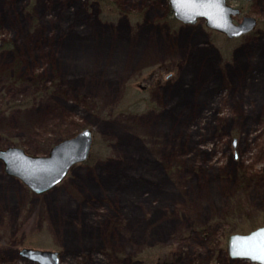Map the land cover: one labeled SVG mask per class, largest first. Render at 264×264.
Returning <instances> with one entry per match:
<instances>
[{
  "label": "rangeland",
  "instance_id": "374dc122",
  "mask_svg": "<svg viewBox=\"0 0 264 264\" xmlns=\"http://www.w3.org/2000/svg\"><path fill=\"white\" fill-rule=\"evenodd\" d=\"M243 1L258 25L230 39L169 0H0V149L94 136L42 194L0 159V264H259L228 251L264 225V0Z\"/></svg>",
  "mask_w": 264,
  "mask_h": 264
},
{
  "label": "water",
  "instance_id": "95a60500",
  "mask_svg": "<svg viewBox=\"0 0 264 264\" xmlns=\"http://www.w3.org/2000/svg\"><path fill=\"white\" fill-rule=\"evenodd\" d=\"M230 1L233 0H169V3L174 17L180 22L194 24L204 19L210 29L235 39L251 32L258 20L245 15L236 22L234 18L240 14V9ZM93 143V131L85 128L54 144L47 155H34L22 147L11 146L0 149V159L8 175L22 181L36 194H42L62 182L73 166L86 162ZM228 251L232 258L264 264V225L246 234H231ZM22 253L42 264L59 262L58 254L50 250L25 248Z\"/></svg>",
  "mask_w": 264,
  "mask_h": 264
},
{
  "label": "trees",
  "instance_id": "16d2710c",
  "mask_svg": "<svg viewBox=\"0 0 264 264\" xmlns=\"http://www.w3.org/2000/svg\"><path fill=\"white\" fill-rule=\"evenodd\" d=\"M241 2L244 3L243 0H241ZM242 5H243V4H241L240 7H242L241 9H242V11L244 12V11H245V8H243ZM170 13L173 15L172 11H170ZM173 21L178 22V20H176L175 18H173ZM138 107H140V106H134L133 109H137ZM50 148H51V147H50ZM90 156H91V155H90Z\"/></svg>",
  "mask_w": 264,
  "mask_h": 264
},
{
  "label": "flooded vegetation",
  "instance_id": "af4514ba",
  "mask_svg": "<svg viewBox=\"0 0 264 264\" xmlns=\"http://www.w3.org/2000/svg\"><path fill=\"white\" fill-rule=\"evenodd\" d=\"M246 1H247V0H246ZM236 7H238V8L240 9V15L243 14L242 9H241L238 5H237ZM238 16H239V14H238ZM244 16H245V15H244ZM244 16H243V17H244ZM234 20H235V18H234ZM236 22H239V21H236Z\"/></svg>",
  "mask_w": 264,
  "mask_h": 264
},
{
  "label": "bare ground",
  "instance_id": "6f19581e",
  "mask_svg": "<svg viewBox=\"0 0 264 264\" xmlns=\"http://www.w3.org/2000/svg\"><path fill=\"white\" fill-rule=\"evenodd\" d=\"M150 50H152V49H150ZM150 50H149V49L147 50V55L150 54ZM39 116H41V114H40ZM39 116H38V117H39ZM38 117H37V118H38Z\"/></svg>",
  "mask_w": 264,
  "mask_h": 264
}]
</instances>
